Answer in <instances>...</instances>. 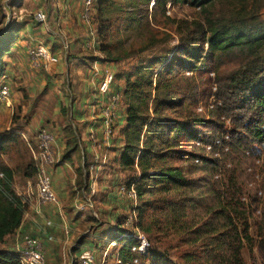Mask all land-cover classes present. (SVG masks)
I'll return each mask as SVG.
<instances>
[{
    "label": "rangeland",
    "instance_id": "1",
    "mask_svg": "<svg viewBox=\"0 0 264 264\" xmlns=\"http://www.w3.org/2000/svg\"><path fill=\"white\" fill-rule=\"evenodd\" d=\"M150 1L147 4L138 2L137 6L129 0L117 1L105 11L104 17L110 20L115 19L117 13L122 10L124 16L131 11L139 19L130 26L121 19L113 22L111 40L121 42L126 50L132 51V54L121 61L105 63V54L99 50L100 39L96 33L99 19L95 21L94 11L91 27L94 29L93 41L96 44L89 46L90 48L86 45L82 49L80 47L82 41H90L92 34L91 27L82 21L81 13L73 23V30L67 28L64 20L57 24L62 7L67 6L69 0H0V31H3L8 23L23 22L26 19L30 20L29 28L32 30L31 33L26 32L23 25L18 32L17 38L28 41H15L17 46L13 45L10 54L4 57L6 64L0 80V85L5 83L9 87L8 98L0 101V133L8 132L14 135L1 158L14 170L16 177L14 185L19 189L24 187L35 191L31 148L35 146V137L40 127H46L53 133L58 149L59 162L49 169V175L59 204L48 203L46 206H52L53 211L61 212L63 220L58 216V221L64 222L66 227L65 229L62 227L57 235L59 239L56 243H61V249L56 250L53 247L47 256L44 247L46 264H71L72 261L74 264L82 244V249L89 247L94 251L97 262H101L104 252L107 251L105 264H204L201 255L209 238L191 242L188 240L190 237L188 233L167 226L145 234L150 243L145 256L129 250L130 258L126 260L120 258V249L134 242L120 236L126 232H136L135 207L153 197L144 195L138 199L133 186L126 187L129 177L134 175L135 171L122 168L117 162L120 149L118 145L123 142L121 127L124 122L122 124L118 122L124 119L119 118L120 108L123 107L122 101L117 107L113 136L108 142H104L101 135L93 134L89 135V143L85 142L88 137L87 121L91 119L95 126L98 124L101 128L100 105L105 97L96 92L97 83L103 74L101 71L104 72L107 68L112 70L115 81L111 91L120 93L124 85V74L133 72L137 66L155 57L170 56L175 46L179 44L180 33L174 19L189 22L198 17V8L186 3L170 4L163 11L154 5L150 8ZM245 3L248 7L251 3L259 5L255 0H244L243 4ZM38 10L46 13L47 26L40 25L34 20L33 15ZM256 21L264 25V5L258 10ZM51 41L59 45L67 43L69 47L67 49L61 47L57 52L59 61L56 65L35 66L28 56V47L39 42L51 47ZM59 48L60 46L57 49ZM240 61L241 58L238 57L229 58L215 70L214 61L208 59L207 65L211 71L188 76L179 75L174 80V89L184 92L193 80L198 85V102L215 99L222 105L223 98L216 94L217 77L236 70ZM98 70L101 71L98 73ZM191 110L198 117L219 123L202 129L212 136L228 134L230 150L222 155L215 167L204 164L202 157L201 162H194L197 165L188 177L200 185L198 190L192 192L200 203L195 210H191L188 221L205 218L209 213L208 209H214L216 206L217 196L228 189L230 193H234V199L241 202L240 209L244 211L241 218L234 217L237 226L241 229L242 223H245L250 237L244 239L241 249L243 264H262L256 246L258 239L256 227L260 214L255 210L264 201V146L243 128L245 119H239L242 116L235 109L230 112L220 110L217 113L205 114L197 113L195 107H191ZM67 141L69 145L66 148ZM73 146L76 148L67 152ZM87 146L92 147V151H89ZM181 148L202 153L191 142H184ZM95 149L97 151H94ZM95 153L107 155L105 162L96 161ZM185 163L170 156L164 161L156 162V166H180ZM89 164H93L94 169L86 176L85 169ZM248 167L251 168V172ZM216 174L218 177H215ZM55 177L56 184L53 180ZM250 181L254 182L256 188L262 190L261 197L256 194L254 188L248 186ZM91 189L94 190L91 197L97 217L91 211L78 210L73 204V201L75 203L76 200L81 201ZM156 217H159V214H156ZM64 230L68 237L65 236ZM66 239L69 240L64 242ZM8 242L7 239L0 246H10Z\"/></svg>",
    "mask_w": 264,
    "mask_h": 264
},
{
    "label": "trees",
    "instance_id": "2",
    "mask_svg": "<svg viewBox=\"0 0 264 264\" xmlns=\"http://www.w3.org/2000/svg\"><path fill=\"white\" fill-rule=\"evenodd\" d=\"M117 1L124 0H96L95 3V21L99 19L96 33L100 39L99 50L105 54V63L118 62L132 54L121 42L111 40L113 22L121 19L130 26L139 20L131 11L124 16L123 10L117 13L115 19L105 18V11ZM129 1L137 6L138 2L147 4L150 0ZM243 1L154 0V6L163 11L168 2L186 3L198 8V17L189 22L174 19L180 37L170 56L155 57L137 66L133 72L124 74V85L120 90L124 125L121 127L123 142L117 162L122 168L135 171L126 187L133 186L138 199L144 195L153 196L135 207V225L144 234L166 226L176 227L188 233L191 242L208 237L209 242L201 255L204 264H243L241 249L244 239L250 237L245 223H242L241 229L237 226L234 217L241 218L244 211L240 209L241 202L234 199V193L228 189L217 196L216 206L208 209L205 218L188 221L189 213L200 203L192 195L200 185L188 177L197 165L194 158L202 157L204 164L212 167L220 159L205 158L203 153L188 151L181 146L184 142L195 146L197 140L211 141L219 135L207 134L202 128L219 123L198 117L191 110L198 102L195 81L192 80L182 92L174 89V80L179 75L188 76L186 72L193 75L211 71L208 59L214 61L213 68L217 70L229 58H241L236 70L218 75L216 94L223 98V103L210 112L235 109L242 116L239 119H245L243 128L264 146V25L256 21V14L264 5V0H255L259 5L251 3L250 7ZM24 22L8 23L0 31V80L6 64L4 57L10 54ZM13 137L8 132L0 133V245L18 229L28 210V202L14 189V170L1 158ZM68 145L69 141L65 147ZM74 148H69L67 152ZM170 156L186 163L156 166V162ZM256 235V246L264 264V201L260 205ZM119 256L124 260L130 258L129 245L120 249ZM0 264H19L17 252L0 246Z\"/></svg>",
    "mask_w": 264,
    "mask_h": 264
},
{
    "label": "built area",
    "instance_id": "3",
    "mask_svg": "<svg viewBox=\"0 0 264 264\" xmlns=\"http://www.w3.org/2000/svg\"><path fill=\"white\" fill-rule=\"evenodd\" d=\"M82 3L81 19L88 26H92V15L95 11L96 0H77ZM171 3H167L169 6ZM154 5V0L150 1L149 7ZM7 9V7H5ZM33 18L36 22L44 24L47 21V15L42 10H38L34 13ZM92 37L90 41H87V47H92L96 44L94 40L95 33L93 27L90 29ZM64 49L68 48L67 43L63 45ZM89 47V48H90ZM27 53L31 62L35 66H52L56 65L59 61L58 53L52 51L50 47L43 43H36L33 46L28 47ZM186 74H189L186 72ZM212 74V73H211ZM115 81V74L109 68L105 69L102 76L97 83V94L104 96L105 100L100 105L99 122L102 128V140L108 142L113 136V126L116 118L117 107L121 102L120 93H114L111 91V86ZM9 95V87L2 83L0 86V101L7 99ZM216 104L220 105L221 102L215 99H209L206 102L199 101L195 106L197 113L205 114L210 112ZM195 146L201 149L203 157L221 159L222 155L229 152V135L222 133L219 136L213 138L211 141L203 142L197 140L194 142ZM31 148V147H30ZM33 164L35 167V195L39 204H58L57 194L52 186V181L49 175V169L59 162L58 149L56 147V139L53 133L46 127H40L35 137V146L31 148ZM248 154V151L245 152ZM96 161L105 162L107 155H100L98 153L94 156ZM201 157H195L194 162H201ZM94 169L93 164H89L85 169V173L91 174ZM251 172V168L248 167ZM1 175V174H0ZM215 177H218L216 174ZM248 186L255 189L256 194L261 197L263 192L261 189L256 188L253 181L248 183ZM94 190H90L86 193L81 201L76 200L75 207L78 210H88L97 217V212L94 208V201L92 195ZM244 200V199H243ZM257 214H260V207L255 210ZM49 223V222H47ZM121 237H126L134 242L129 245V250L137 252L138 254H146L150 243L144 233L138 228L136 232L122 234ZM50 238V236H48ZM107 251L103 256H107ZM94 251L85 247L79 253L77 260L74 264H96ZM17 259L19 264H46L43 244L39 237L31 236L24 239L22 246L17 249ZM136 259H133L135 261ZM118 262L120 263L119 257Z\"/></svg>",
    "mask_w": 264,
    "mask_h": 264
},
{
    "label": "crops",
    "instance_id": "4",
    "mask_svg": "<svg viewBox=\"0 0 264 264\" xmlns=\"http://www.w3.org/2000/svg\"><path fill=\"white\" fill-rule=\"evenodd\" d=\"M69 2L70 3L67 6L62 7L61 17L58 18L57 24H59V23L61 24V22L64 20V23L67 24V28L70 30H73V27H72L73 23L76 21V18H78L79 14L82 12V3L80 1H77V0L76 1L75 0H69ZM24 21H23L24 27H26V30H27L26 32L31 33L32 30H31V28H29L31 26L30 20L26 19ZM40 25L47 26L48 23L46 22V23L40 24ZM36 28H38V27L36 26ZM29 33L27 34L28 36L30 35ZM16 41L25 42L28 40H26V39L20 40L18 38V40H16ZM51 42L52 43H51L50 48L52 49V51H54L56 53L58 51H60L61 47H63V45H64V44L59 45V43H55L54 41H51ZM16 44L17 43L14 44V47L17 46ZM86 45H87V41H82V44L80 47L83 49V47L85 48ZM58 46H60L59 49H57ZM54 49H57V50H54ZM70 59H72V58H70ZM93 70L94 69H92V71ZM101 70H98V73ZM94 72H97V71H94ZM101 72L103 73V70ZM122 108L123 107L120 108V112H119L120 117L119 118H122V117L124 118V113H123ZM90 120L87 121L88 124L86 126V130H87L86 135L88 134V137L85 139L86 143H89V135L90 134L102 136V131H103V130H101L102 128H100V126L98 124L95 126L94 123L91 122ZM118 122H119V124H122L124 122V119L120 120ZM121 146H122V142L118 145V147H121ZM87 149L89 151H92V147L88 148V146H87ZM94 151H97V150L95 149ZM91 155H92V153H91ZM96 169H97V167H96ZM85 174H86V176L88 175L87 173H85ZM15 179H16V177L14 176V181H15ZM53 180H55V184H56V177ZM14 189L18 195H20L24 200H26L28 202V210L25 212L23 219H22V222H21L20 226L18 227V229H16V231L13 234L8 235L5 238L4 242H6V240L8 239V241H9L8 244L10 246H3V247L8 249V250L17 252V249L22 246V243H23L25 238L31 237V236H36V237L40 238V240L43 244V249L45 247V249L47 250V251L45 250V252L47 253V256H48V251H50V249L52 250L53 247L56 250L59 248L61 249V247H60L61 243H56L57 240L59 239V238H57L58 232L61 231L62 227H64V229L66 227L64 222L63 223L61 222L62 223L61 224L58 221L59 220L58 216H60L61 212L60 211H56V212L53 211L51 209L52 206H50V207L46 206L48 204H39L37 202V199H36L35 191H33L31 188L22 187L19 189L17 186L14 185ZM59 193L61 194V192H59ZM73 204H75L74 201H73ZM58 209H60V208H58ZM60 218H62V217L60 216ZM62 220H63V218H62ZM47 222H49V223H47ZM64 234L67 237L69 236V235H67V233H65V230H64ZM48 236H50V238H48ZM68 240L69 239H66V240H64V242H67ZM4 242H3V244H4ZM53 245H55V246H53ZM82 245L80 246V249L78 250V255H79L80 250L82 249ZM95 259H96V257H95ZM106 260H107L106 257L103 256V259L101 260V262H97V260H96V264H105ZM48 262L50 263V260ZM72 263H73V261H72Z\"/></svg>",
    "mask_w": 264,
    "mask_h": 264
}]
</instances>
